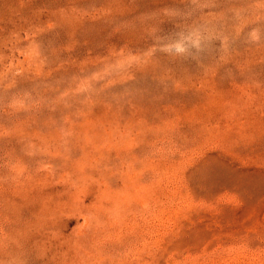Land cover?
<instances>
[{
  "label": "rangeland",
  "instance_id": "374dc122",
  "mask_svg": "<svg viewBox=\"0 0 264 264\" xmlns=\"http://www.w3.org/2000/svg\"><path fill=\"white\" fill-rule=\"evenodd\" d=\"M0 264H264V0H0Z\"/></svg>",
  "mask_w": 264,
  "mask_h": 264
}]
</instances>
